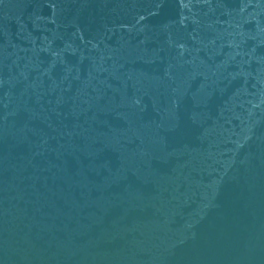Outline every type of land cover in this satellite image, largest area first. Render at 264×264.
<instances>
[{
    "label": "water",
    "instance_id": "obj_1",
    "mask_svg": "<svg viewBox=\"0 0 264 264\" xmlns=\"http://www.w3.org/2000/svg\"><path fill=\"white\" fill-rule=\"evenodd\" d=\"M0 264H264V0H0Z\"/></svg>",
    "mask_w": 264,
    "mask_h": 264
}]
</instances>
